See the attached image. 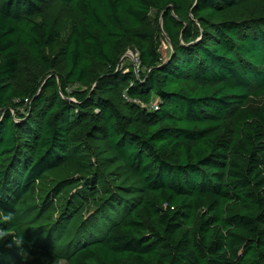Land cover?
<instances>
[{
  "label": "trees",
  "instance_id": "obj_1",
  "mask_svg": "<svg viewBox=\"0 0 264 264\" xmlns=\"http://www.w3.org/2000/svg\"><path fill=\"white\" fill-rule=\"evenodd\" d=\"M0 210V264H264V0H0Z\"/></svg>",
  "mask_w": 264,
  "mask_h": 264
},
{
  "label": "clouds",
  "instance_id": "obj_2",
  "mask_svg": "<svg viewBox=\"0 0 264 264\" xmlns=\"http://www.w3.org/2000/svg\"><path fill=\"white\" fill-rule=\"evenodd\" d=\"M14 221V216L12 213H4L2 210H0V224L9 223ZM11 233L0 227V242H3L5 238H7ZM13 240L16 244L22 243V237H13Z\"/></svg>",
  "mask_w": 264,
  "mask_h": 264
},
{
  "label": "rangeland",
  "instance_id": "obj_3",
  "mask_svg": "<svg viewBox=\"0 0 264 264\" xmlns=\"http://www.w3.org/2000/svg\"><path fill=\"white\" fill-rule=\"evenodd\" d=\"M122 61L124 62V64L130 63L137 65V67H139L138 53L132 48L126 51V53L122 57ZM59 264H66V262L61 261Z\"/></svg>",
  "mask_w": 264,
  "mask_h": 264
},
{
  "label": "water",
  "instance_id": "obj_4",
  "mask_svg": "<svg viewBox=\"0 0 264 264\" xmlns=\"http://www.w3.org/2000/svg\"><path fill=\"white\" fill-rule=\"evenodd\" d=\"M168 41L170 42V40L168 39Z\"/></svg>",
  "mask_w": 264,
  "mask_h": 264
}]
</instances>
